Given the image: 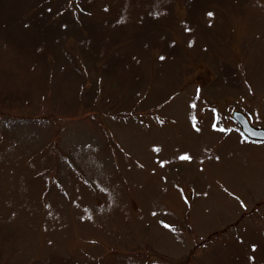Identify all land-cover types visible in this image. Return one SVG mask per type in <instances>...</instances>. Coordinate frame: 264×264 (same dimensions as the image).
I'll return each instance as SVG.
<instances>
[{
    "label": "rangeland",
    "instance_id": "obj_1",
    "mask_svg": "<svg viewBox=\"0 0 264 264\" xmlns=\"http://www.w3.org/2000/svg\"><path fill=\"white\" fill-rule=\"evenodd\" d=\"M233 109L264 127V0H0V264H264Z\"/></svg>",
    "mask_w": 264,
    "mask_h": 264
},
{
    "label": "water",
    "instance_id": "obj_2",
    "mask_svg": "<svg viewBox=\"0 0 264 264\" xmlns=\"http://www.w3.org/2000/svg\"><path fill=\"white\" fill-rule=\"evenodd\" d=\"M232 118L237 122L241 132L250 139L264 141V127L254 126L249 117L240 109L231 112Z\"/></svg>",
    "mask_w": 264,
    "mask_h": 264
},
{
    "label": "snow or ice",
    "instance_id": "obj_3",
    "mask_svg": "<svg viewBox=\"0 0 264 264\" xmlns=\"http://www.w3.org/2000/svg\"><path fill=\"white\" fill-rule=\"evenodd\" d=\"M208 15L211 16L212 14L209 13ZM161 59H164V57H161ZM181 159H188V157L184 156V157H181Z\"/></svg>",
    "mask_w": 264,
    "mask_h": 264
},
{
    "label": "trees",
    "instance_id": "obj_4",
    "mask_svg": "<svg viewBox=\"0 0 264 264\" xmlns=\"http://www.w3.org/2000/svg\"><path fill=\"white\" fill-rule=\"evenodd\" d=\"M0 127L2 128V126H1V122H0Z\"/></svg>",
    "mask_w": 264,
    "mask_h": 264
}]
</instances>
